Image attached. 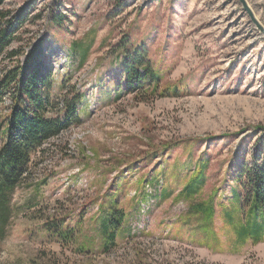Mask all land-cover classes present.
<instances>
[{
  "label": "rangeland",
  "instance_id": "obj_1",
  "mask_svg": "<svg viewBox=\"0 0 264 264\" xmlns=\"http://www.w3.org/2000/svg\"><path fill=\"white\" fill-rule=\"evenodd\" d=\"M243 2L0 0V79L40 50L46 115L66 126L1 199L0 264H264V236L237 233L239 170L264 167V0ZM137 51L158 87L128 86ZM18 88L0 95V125ZM74 94L79 124L64 114ZM111 200L126 221L106 252Z\"/></svg>",
  "mask_w": 264,
  "mask_h": 264
},
{
  "label": "trees",
  "instance_id": "obj_2",
  "mask_svg": "<svg viewBox=\"0 0 264 264\" xmlns=\"http://www.w3.org/2000/svg\"><path fill=\"white\" fill-rule=\"evenodd\" d=\"M10 37L11 35H7L5 29L0 28V52ZM71 47L76 50L80 44L75 43ZM39 55L40 50L35 52L23 66L20 70L21 78L18 74L19 71L13 69L6 72L0 79V95L9 91L12 84H17L19 97L29 105L24 108L20 98H15L9 114L0 125V140L2 141L0 147V206L2 205L1 199H4L19 185L27 170L33 165L34 156L37 155L41 147L49 139L58 136L66 129L65 123L46 115L47 102L40 96L37 86V83L40 82L37 79L39 73L37 57ZM122 74L131 89L136 85L141 86L139 84L142 83V80L149 77H153V84L158 87L157 82H154L155 76H153L152 68L148 60L145 59L144 51L141 53L137 51L135 56L127 58ZM79 102L80 97L74 94L70 100H67L64 109V114L67 117L71 116L76 124L80 123L79 116L76 114V106ZM239 174L242 176V180L241 178L240 180L243 197H237L241 202V209L247 210L249 219L245 223V227H241L237 233L240 238L252 237L253 240L259 241L264 236V167L255 165L246 168L243 166L240 168ZM110 203L111 208L103 218L100 232L103 236L102 248L106 252L116 246L117 235L126 221L125 213L116 209L117 204L113 200ZM209 212L213 213L212 210ZM59 223H62L61 220L48 218L44 227L47 232L52 233L61 242L76 243L75 229L62 228ZM78 251L84 252L85 249L80 248Z\"/></svg>",
  "mask_w": 264,
  "mask_h": 264
},
{
  "label": "water",
  "instance_id": "obj_3",
  "mask_svg": "<svg viewBox=\"0 0 264 264\" xmlns=\"http://www.w3.org/2000/svg\"><path fill=\"white\" fill-rule=\"evenodd\" d=\"M240 2H242V3L244 4L243 0H240ZM245 7H246L247 12H248V13L250 14V16H251V12H250V10L247 8L246 5H245Z\"/></svg>",
  "mask_w": 264,
  "mask_h": 264
}]
</instances>
